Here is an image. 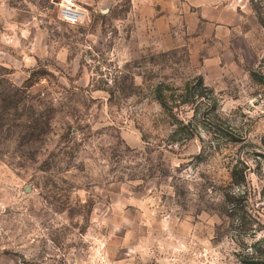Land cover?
Segmentation results:
<instances>
[{"label":"rangeland","instance_id":"374dc122","mask_svg":"<svg viewBox=\"0 0 264 264\" xmlns=\"http://www.w3.org/2000/svg\"><path fill=\"white\" fill-rule=\"evenodd\" d=\"M258 13L264 0H0V264H240L264 242ZM157 86L215 109L163 110ZM238 160L240 227L221 206Z\"/></svg>","mask_w":264,"mask_h":264},{"label":"trees","instance_id":"16d2710c","mask_svg":"<svg viewBox=\"0 0 264 264\" xmlns=\"http://www.w3.org/2000/svg\"><path fill=\"white\" fill-rule=\"evenodd\" d=\"M257 17L259 22L264 27V16L258 13ZM195 87L200 88L201 91L206 89H204L200 79L198 80L197 86ZM202 97H204V94L199 92L194 95L186 86L183 93L179 95L180 100H178L175 106H173L175 100H172L173 103L170 102V100L165 96L161 87H156V100L163 110H171L173 107L177 108L180 106L188 107L191 105H195V110L201 107L203 111H205L207 105L214 110L215 100L208 98L210 100L203 102V100H201ZM190 125L191 123L189 121L187 125L183 126V128H189ZM219 133H221L220 135H224V137H228V141H235L231 137L230 133L227 132L223 134L222 131L218 129L215 134ZM238 165H241V168L238 169ZM246 169V165L240 160H238L237 163L232 167L230 172V180L232 186L235 187L237 191L230 192L222 196L221 202L222 211L224 212L225 216L232 221V224L235 222L238 227L246 226L248 224L246 220V214L249 211V192L246 188ZM239 243L241 246L244 245L242 242ZM238 257V262L240 264H264V242H255L249 247L245 245L242 246V250L240 251Z\"/></svg>","mask_w":264,"mask_h":264},{"label":"built area","instance_id":"2783aa9c","mask_svg":"<svg viewBox=\"0 0 264 264\" xmlns=\"http://www.w3.org/2000/svg\"><path fill=\"white\" fill-rule=\"evenodd\" d=\"M69 3V1H66V4ZM64 12L65 18L68 22L74 23L77 21V14L75 12L71 11L70 9H66Z\"/></svg>","mask_w":264,"mask_h":264}]
</instances>
